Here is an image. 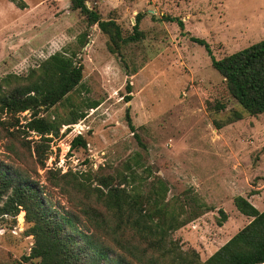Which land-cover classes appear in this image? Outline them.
Segmentation results:
<instances>
[{
    "label": "rangeland",
    "instance_id": "rangeland-1",
    "mask_svg": "<svg viewBox=\"0 0 264 264\" xmlns=\"http://www.w3.org/2000/svg\"><path fill=\"white\" fill-rule=\"evenodd\" d=\"M25 1L28 8L22 9L0 0V79L27 74L57 51L75 54L84 65L82 82L44 114L66 119L79 110L87 115L62 125L45 169L19 139L0 141V161L41 184L47 183V169L111 175L115 183L128 176L145 191L163 179L168 198L181 199L186 216L188 195L196 194L211 209L173 237L184 249L195 248L202 260L251 220L237 209V195L264 210V114L244 110L229 94L207 48L192 38L205 39L215 58L264 39V0H87L104 19H115L125 37L135 33L141 17V38L120 53L109 49V38L97 24L90 27L82 13L71 9L70 0ZM94 101L99 106L87 108ZM222 103L226 108L218 110ZM235 111L243 117L236 119ZM80 134L86 145L71 149ZM38 138L34 132L26 137L33 150L32 139ZM52 196L60 209L70 208L58 189ZM27 227L24 211L0 215V264H38L26 258L34 242Z\"/></svg>",
    "mask_w": 264,
    "mask_h": 264
},
{
    "label": "trees",
    "instance_id": "trees-1",
    "mask_svg": "<svg viewBox=\"0 0 264 264\" xmlns=\"http://www.w3.org/2000/svg\"><path fill=\"white\" fill-rule=\"evenodd\" d=\"M12 1L22 9L28 7L25 0ZM70 4L72 10L85 16L90 27L97 24L108 36L113 53H120L124 45L141 38L139 15L135 33L125 37L115 19H104L87 0H70ZM178 22L184 24L181 20ZM192 38L207 48L229 94L244 110L252 116L264 114V39L215 58L205 39ZM83 72L84 65L75 54L57 51L27 74L9 73L0 79V141L19 139L21 147L32 150L45 169L51 142L59 136L62 125L77 123L87 113L75 110L68 118L59 119L44 112L80 85ZM99 104L94 101L87 108H96ZM225 108L224 103L217 107L218 110ZM25 111L30 116H23ZM234 114L236 119L243 117L240 111ZM127 120L135 131L129 109ZM33 132L39 137L32 139L34 150L26 139ZM82 145L86 141L80 134L72 140L71 149ZM11 150L16 154L15 145ZM131 174L134 177L135 171ZM46 175L47 183L41 184L23 169L0 161V215L16 216L25 212L26 232L34 239L26 258L37 260L38 264H264V210L243 195H237L234 202L251 220L209 258L202 260L195 248L184 249L173 237L174 231L201 216L202 211L211 209L198 195H188L191 212L186 216L182 200L178 203L168 198L169 186L163 179L155 180L145 191L143 186L131 184L128 176L115 183L111 175L92 177L73 171L61 173L60 169H47ZM53 189L68 197L70 208L60 209L53 203ZM221 212L226 220L225 211ZM20 216L23 219V213Z\"/></svg>",
    "mask_w": 264,
    "mask_h": 264
},
{
    "label": "crops",
    "instance_id": "crops-1",
    "mask_svg": "<svg viewBox=\"0 0 264 264\" xmlns=\"http://www.w3.org/2000/svg\"><path fill=\"white\" fill-rule=\"evenodd\" d=\"M28 4V3H27ZM28 8V7H27Z\"/></svg>",
    "mask_w": 264,
    "mask_h": 264
}]
</instances>
